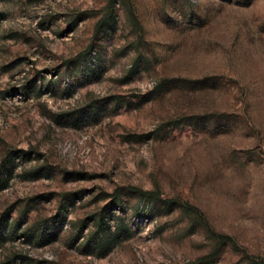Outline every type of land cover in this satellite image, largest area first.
<instances>
[{"label": "rangeland", "instance_id": "rangeland-1", "mask_svg": "<svg viewBox=\"0 0 264 264\" xmlns=\"http://www.w3.org/2000/svg\"><path fill=\"white\" fill-rule=\"evenodd\" d=\"M8 152L0 264H264V0H0Z\"/></svg>", "mask_w": 264, "mask_h": 264}, {"label": "trees", "instance_id": "trees-1", "mask_svg": "<svg viewBox=\"0 0 264 264\" xmlns=\"http://www.w3.org/2000/svg\"><path fill=\"white\" fill-rule=\"evenodd\" d=\"M15 157H16L15 154L8 152L0 163V190L4 186H6L7 181L10 178L12 168H13V161H14ZM4 174H6V175L4 178H2L1 175H4ZM33 176H35V174ZM0 224H1V226L5 225V223H3V220H1ZM2 234H3V231L0 230V237L2 236Z\"/></svg>", "mask_w": 264, "mask_h": 264}]
</instances>
